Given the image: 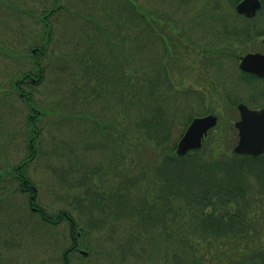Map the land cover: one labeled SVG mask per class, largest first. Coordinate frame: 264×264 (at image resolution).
Masks as SVG:
<instances>
[{
    "label": "trees",
    "instance_id": "1",
    "mask_svg": "<svg viewBox=\"0 0 264 264\" xmlns=\"http://www.w3.org/2000/svg\"><path fill=\"white\" fill-rule=\"evenodd\" d=\"M230 1L236 8L241 0ZM261 1L262 9L254 18L236 12L219 15L216 18V27H219L215 29L217 40L198 49L194 47L197 56H209L207 63L214 67L227 57L239 61L243 51L240 49L241 45H247L250 50L252 47L264 49V0ZM61 4V0H54L52 8L41 16L46 30L42 42L32 44L30 51L19 54V58L30 59V65L27 68L23 66L18 71L14 70L0 80V103L15 98L32 109V114L27 117L32 128V133L29 132L32 137L28 141L30 154L10 169L12 173L8 171V174L0 169V182L7 175L12 176L16 181L14 191L27 195V210L31 219L35 217L38 219L36 224L50 227L68 220L65 214L69 212L61 210L53 217L47 213L48 217L45 219V210L36 203L38 188L28 175L27 167L39 148V131H36L34 125L43 112L40 108H35L33 93L28 88L34 89L45 75L42 56L48 52L52 40V25L48 19L59 12ZM123 5L122 8L128 15L123 17L125 20L115 18L120 23L117 24L119 38L115 44L108 42L110 53L104 58H100L98 53L95 59H90L92 51L98 50V38H102L105 33L95 27L89 47L83 50V57L78 58V62H83V76L103 84L100 91L95 88V93L102 91L107 94L123 112L119 110L115 118L102 123L95 122L105 134L101 140L103 146L108 150L110 147L114 152L107 163L108 167L99 176L106 179L113 177L110 181L114 185L107 187L102 184L101 187L96 186V189L86 186V189H90L88 193L80 199L77 198V205L83 208V213L78 212L79 215L87 216L91 225L84 223L82 219H75V225L71 226L68 221L69 229H75V255L80 254L77 248L84 249L88 254L94 251L90 246L83 247L78 239L88 237L92 228L100 225L108 227L109 230H118L120 227L128 230L127 236L113 250H118L121 255L129 252L134 255L141 254L138 249L137 252L134 251L135 245L141 244V248L150 243L154 253H166L164 258L168 263L172 258L175 264H264V156H241L234 153L233 145L236 140L231 135L232 128L226 124L224 129L231 135L230 139H225L224 129L218 124L210 131L201 149L192 150L185 156L176 154L178 141L196 116L192 115L187 120L182 118L180 121L176 106V113L170 118H164L151 101L162 95L161 91L153 87L157 83V77L161 76L172 85L167 77L168 69L171 68L170 62L175 59L178 61L185 55L179 47V40L172 37L175 28L166 25L170 21L163 22L160 11L150 12L134 0H124ZM219 5L217 2L216 8L219 9ZM105 30L110 31L108 27ZM169 32H173L172 36ZM152 34L166 46L163 56L158 59L147 52L145 59H139V66L138 61L137 64L134 62L136 60L133 54L137 57L140 55ZM119 43L123 46L127 44V50H119L116 47ZM192 43L193 41L188 42V46L185 45L188 52ZM4 49L0 43V54L13 57ZM166 52L168 56H165ZM92 66L94 70L90 72ZM241 75L245 85L252 88L248 98L254 104L258 103L264 98V78L242 71ZM75 93L83 95L85 91L80 87L77 92L73 87L74 97ZM226 97L234 108L240 102L252 103L249 99L244 100L243 96H235V93L231 96L227 94ZM137 105H142L141 111ZM138 110L141 114L147 112V115L149 110L150 117H142L139 113L136 118L140 120L135 119L136 124L133 125V113ZM124 117L128 119L127 126L119 123ZM126 165L129 166L128 169ZM94 173L96 174L95 169L92 170L93 175ZM83 179L89 185L90 181H86L85 177ZM61 187L64 191V203L68 198H75V186ZM70 205L75 209V200ZM19 211L22 214L25 207H19ZM12 233L14 234V230ZM18 237L23 236L15 233L7 245H16ZM141 251L143 252L142 249ZM71 253L74 250L68 249L66 254L69 263L64 257L65 264H70Z\"/></svg>",
    "mask_w": 264,
    "mask_h": 264
},
{
    "label": "rangeland",
    "instance_id": "2",
    "mask_svg": "<svg viewBox=\"0 0 264 264\" xmlns=\"http://www.w3.org/2000/svg\"><path fill=\"white\" fill-rule=\"evenodd\" d=\"M134 1L150 12L160 11L163 22H171L166 25L175 30L173 36V32H169V35L179 40V47L185 55L178 61L175 59L174 62H170L171 68L168 69L167 77L170 78L172 85L161 76L157 77V83H154L153 87L161 91L162 95L157 94L159 97L151 101L153 107H158L164 118H170L176 113L174 109L178 106L176 111L180 121L182 118L187 120L192 115L216 114L219 117V127L224 129L225 124L228 125L232 128L231 135L237 140L235 122L239 120L240 114L237 107H232L228 102L226 95L231 96L235 93V96H243L244 100L253 101L248 98L252 88L247 87L241 80L240 60L236 62L235 58L227 57L221 60L220 65L215 64L213 67L207 63L209 56H197L194 51L195 48L217 40L215 29L219 27V25L216 27V18L219 15L237 13L231 1ZM217 2L220 4L219 9L216 8ZM61 3L62 8L59 12L48 19L52 25V40L48 52L42 56L45 75L34 89L28 88L33 93L35 108H40L43 113L36 119L34 125L36 131H39L37 136L39 148L27 168L28 175L38 188L36 203H39L40 208L44 209L48 216L53 217L61 210L68 211L75 219L80 221L82 219L84 223L91 225L87 216L79 215L78 212L83 213L81 211L83 208L77 205V198L80 199L87 194L90 186L96 189V186L101 187L102 184L107 187L114 185V182L110 181L113 177L106 179L99 176H102V171L108 167L107 163L114 152L110 147L108 150L103 146L101 140L105 134L95 122L102 123L115 118L119 110L123 112V109L113 103L115 100L112 101L107 94L99 92L103 84L83 76L84 73L81 71L83 62L78 61L83 57V50L89 47L90 37L94 35L96 28L105 33L102 38H98V50L92 51L90 59H95L98 53L100 58L108 55L110 53L108 42L115 44L119 38L117 24L120 23L116 19L122 20L128 14L122 8L124 0H61ZM53 4L54 0H0V43L5 47L6 53L13 56L10 58L0 54V80L14 70L18 71L23 66L27 68L30 65V59L18 56L20 53L30 51L32 44L42 42L46 30L41 16L52 8ZM107 27L110 31L105 30ZM154 36L152 34L148 37L147 44L138 57L133 54L136 60L134 62L137 64L138 61L139 66H141L139 59H145L147 52L148 55L154 54L158 59L162 58L166 46L164 47ZM191 41L193 43L188 52L186 46ZM116 47L119 50H127L128 45L123 46L119 43ZM247 48L249 49L247 45H241L240 49L243 50L241 57L249 52H264L263 48L252 47L251 50ZM167 54L166 52L165 56H168ZM92 69L94 70L93 66L90 72ZM73 87L77 92L80 87L83 88L85 94L75 93L74 97ZM95 88L99 89L96 93ZM251 106L257 108L264 106V98L256 104L252 102ZM137 107L141 111L142 105ZM140 111L133 113V125L136 124L135 119H138L136 116L141 114ZM147 111L148 115L142 110L144 114H141L142 117H150V111ZM31 114L32 109L22 100L12 98L9 102L0 103V169L7 173L8 171L12 173L10 169L24 161L30 154L28 141L32 128L27 117ZM121 122L127 126L128 119L124 117L119 123ZM223 133L226 134L225 139L231 138L226 129ZM235 145L236 141L233 147ZM81 162L82 167L79 168ZM125 167L129 168L127 165ZM94 169L96 174L93 175ZM83 177L90 181L89 185L85 183ZM15 182L9 175L0 182V264H65V254L72 246L68 220L51 227L36 224L38 219L35 217L31 219V214L27 210L29 205L27 195L14 191ZM62 185L75 186V209L64 203L61 197L52 195L55 188L58 190ZM86 186L89 188L86 189ZM21 206L25 207L26 214L20 213ZM13 230L14 234L19 233L23 237L16 239V245L9 246L7 244L14 235ZM9 232L11 233L8 234ZM127 233L125 227L109 230L105 226H95L88 237L78 239L83 247L90 246L94 251L87 253V256L77 252L76 255L75 252L71 253L70 264H175L172 258L169 259V263L165 260L166 253H154L150 243L141 248V244H136L134 251L138 249L141 253L138 255L130 252L121 255L118 250L113 251Z\"/></svg>",
    "mask_w": 264,
    "mask_h": 264
},
{
    "label": "water",
    "instance_id": "3",
    "mask_svg": "<svg viewBox=\"0 0 264 264\" xmlns=\"http://www.w3.org/2000/svg\"><path fill=\"white\" fill-rule=\"evenodd\" d=\"M262 8L261 0H242L237 12L249 18L257 15ZM264 42V40H263ZM240 69L264 77V53L251 52L241 57ZM241 118L235 123L239 130V143L234 152L239 155L260 156L264 154V108L250 109L246 104L238 105ZM218 123V117L209 114L196 117L179 141L176 153L185 156L191 150L202 148L203 140Z\"/></svg>",
    "mask_w": 264,
    "mask_h": 264
},
{
    "label": "flooded vegetation",
    "instance_id": "4",
    "mask_svg": "<svg viewBox=\"0 0 264 264\" xmlns=\"http://www.w3.org/2000/svg\"><path fill=\"white\" fill-rule=\"evenodd\" d=\"M250 107H251V106H250ZM251 108H254V107H251ZM237 132H238V131H237ZM237 137H238V140H239V132H238ZM238 140H237V142H238ZM261 156H264V154L261 155ZM62 193H63V191H62V187H59L58 190L55 188V190L53 191L52 195H54V196H57V195H58V197H61L62 200H63L64 196H63ZM65 193H66V192H65ZM74 200H75V198L71 197V198H68L67 201H65V202H66L67 204L70 205V203H71V204H74ZM74 212H75V211H74ZM74 212H73V213H74ZM56 215H57V213H56ZM56 215H55V216H56ZM65 215H67L68 221L70 222L71 226H74V225H75V217L72 216L73 214H72V213L69 214V213L66 212ZM46 217H48V216H47V212L45 211V219H46ZM60 223H62V221H60V222H58V223H56V224H60ZM69 231H70L71 242H72V246L69 248V250H70V249H71V250L73 249L74 252H75V229H69ZM78 234H80V233H78ZM77 251L80 253L82 250H79V248H77ZM86 256H87V255H86ZM65 258H66V260H67L68 263H69V260H68V256H67V254H65Z\"/></svg>",
    "mask_w": 264,
    "mask_h": 264
}]
</instances>
